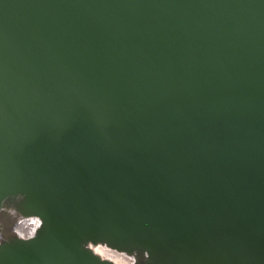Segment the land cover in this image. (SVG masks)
Masks as SVG:
<instances>
[{"label": "water", "instance_id": "water-1", "mask_svg": "<svg viewBox=\"0 0 264 264\" xmlns=\"http://www.w3.org/2000/svg\"><path fill=\"white\" fill-rule=\"evenodd\" d=\"M16 192L45 228L0 264H264V0H0Z\"/></svg>", "mask_w": 264, "mask_h": 264}, {"label": "clouds", "instance_id": "clouds-1", "mask_svg": "<svg viewBox=\"0 0 264 264\" xmlns=\"http://www.w3.org/2000/svg\"><path fill=\"white\" fill-rule=\"evenodd\" d=\"M26 201V193L0 195V249L11 245L13 238L20 243H32L44 230L43 213L35 207L27 208ZM81 247L99 264H147L151 259L148 251L143 252L141 260L139 249L121 250L104 239L88 240Z\"/></svg>", "mask_w": 264, "mask_h": 264}]
</instances>
